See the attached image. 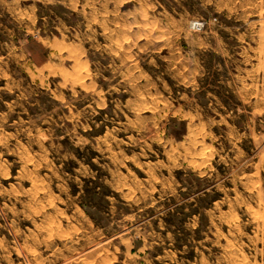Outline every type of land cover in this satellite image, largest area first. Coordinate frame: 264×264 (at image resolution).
<instances>
[{"label":"rangeland","instance_id":"rangeland-1","mask_svg":"<svg viewBox=\"0 0 264 264\" xmlns=\"http://www.w3.org/2000/svg\"><path fill=\"white\" fill-rule=\"evenodd\" d=\"M0 264H264V0H0Z\"/></svg>","mask_w":264,"mask_h":264},{"label":"built area","instance_id":"built-area-1","mask_svg":"<svg viewBox=\"0 0 264 264\" xmlns=\"http://www.w3.org/2000/svg\"><path fill=\"white\" fill-rule=\"evenodd\" d=\"M190 26L192 29L197 30V29H200L202 27V23L198 20H194L190 23Z\"/></svg>","mask_w":264,"mask_h":264},{"label":"bare ground","instance_id":"bare-ground-1","mask_svg":"<svg viewBox=\"0 0 264 264\" xmlns=\"http://www.w3.org/2000/svg\"><path fill=\"white\" fill-rule=\"evenodd\" d=\"M86 72V71H85ZM80 76V75H79ZM84 76V75H83ZM143 98V97H142ZM203 156V155H202ZM235 262V261H234ZM84 263V262H83ZM236 263V262H235Z\"/></svg>","mask_w":264,"mask_h":264}]
</instances>
